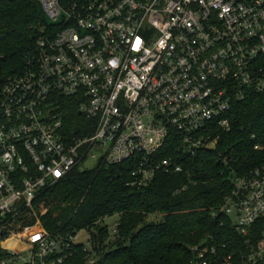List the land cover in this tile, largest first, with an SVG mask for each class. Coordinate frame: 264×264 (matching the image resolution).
<instances>
[{
    "label": "built area",
    "instance_id": "obj_1",
    "mask_svg": "<svg viewBox=\"0 0 264 264\" xmlns=\"http://www.w3.org/2000/svg\"><path fill=\"white\" fill-rule=\"evenodd\" d=\"M37 1L47 25L0 93V264L75 255L78 235L29 222L36 203L86 161H134L132 186H148L182 172L181 155L216 151L233 106L264 94V0ZM73 105L90 124L80 128L85 137L68 128ZM172 138L176 156L158 159ZM234 176L220 213L243 237L253 233L243 264H264V165ZM192 250V264H213L215 250ZM92 251L89 243L88 264Z\"/></svg>",
    "mask_w": 264,
    "mask_h": 264
},
{
    "label": "trees",
    "instance_id": "obj_2",
    "mask_svg": "<svg viewBox=\"0 0 264 264\" xmlns=\"http://www.w3.org/2000/svg\"><path fill=\"white\" fill-rule=\"evenodd\" d=\"M46 25L37 0H0V93L34 54ZM259 65L264 67V59ZM68 117L71 133L79 137L90 133L80 129L90 124L76 106ZM227 118L232 130H217L215 135L221 137L217 150L181 155L182 172L160 173L153 183L137 187L132 186L134 161L98 164L91 170L80 167L36 203L29 223H41L49 234L67 239L88 231L91 253L97 254L95 264H192L196 247L215 250L209 255L213 264H243L253 233L240 235L233 217L220 209L233 191L234 174L245 176L264 165V94H249ZM176 143L172 138L157 158L176 156ZM257 146L262 148L256 150ZM155 215L162 221L149 223ZM114 216L120 221L118 234L112 236L103 224ZM85 247L77 244L65 264H88Z\"/></svg>",
    "mask_w": 264,
    "mask_h": 264
},
{
    "label": "rangeland",
    "instance_id": "obj_3",
    "mask_svg": "<svg viewBox=\"0 0 264 264\" xmlns=\"http://www.w3.org/2000/svg\"><path fill=\"white\" fill-rule=\"evenodd\" d=\"M98 162L95 160H88L85 163L82 164L81 169L82 170H91L94 169L95 167H97ZM120 221V216H114V217H110L107 218L104 221L103 226H107L108 228H110L111 230H114L115 228H117L118 223ZM162 221V216L161 215H155L149 218V223H159ZM118 229V228H117ZM89 238H90V234L88 231H83L80 232L78 237H77V242L78 244H85L88 245L89 244Z\"/></svg>",
    "mask_w": 264,
    "mask_h": 264
},
{
    "label": "water",
    "instance_id": "obj_4",
    "mask_svg": "<svg viewBox=\"0 0 264 264\" xmlns=\"http://www.w3.org/2000/svg\"><path fill=\"white\" fill-rule=\"evenodd\" d=\"M79 115H81V114H79Z\"/></svg>",
    "mask_w": 264,
    "mask_h": 264
}]
</instances>
